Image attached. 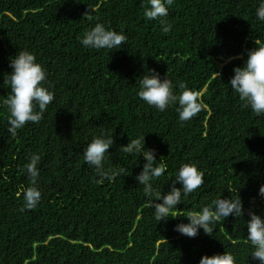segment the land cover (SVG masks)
<instances>
[{
  "label": "trees",
  "instance_id": "obj_1",
  "mask_svg": "<svg viewBox=\"0 0 264 264\" xmlns=\"http://www.w3.org/2000/svg\"><path fill=\"white\" fill-rule=\"evenodd\" d=\"M142 0H0V84L9 57L32 52L47 72L54 100L39 123L12 137L0 105V264H198L202 255H247L245 222L229 216L195 238L173 231L184 217L153 219L135 176L145 163L120 146L145 134V147L168 165L154 182L167 192L182 162L204 171V183L174 214L211 199L238 194L244 208L264 216V116L243 108L227 85L254 40L264 41L255 19L257 0H174L165 18L143 15ZM96 22L123 32L118 50L83 47L79 36ZM113 51V52H112ZM229 57H237L228 60ZM145 68L183 81L200 93L204 108L178 122L177 106L157 111L137 96ZM215 71L220 72V77ZM7 89L0 87V99ZM113 134L105 166L122 167L113 181L89 182L83 150L100 130ZM40 156L38 205L20 211L16 195L30 178L24 165ZM179 187V184L176 185ZM255 198V200H253ZM249 259H251L249 257Z\"/></svg>",
  "mask_w": 264,
  "mask_h": 264
},
{
  "label": "clouds",
  "instance_id": "obj_2",
  "mask_svg": "<svg viewBox=\"0 0 264 264\" xmlns=\"http://www.w3.org/2000/svg\"><path fill=\"white\" fill-rule=\"evenodd\" d=\"M173 2L174 0H142L143 15L149 21L159 20L161 30L167 33L171 25L165 18L168 16V7ZM255 19L264 24V0H257ZM77 39L83 47L97 51L118 50L127 41L122 31L118 32L101 22L88 27ZM245 57L240 66L233 67V75L227 85L238 96L243 108L261 117L264 116V41L254 40L253 47L245 50ZM236 58L229 57L228 60ZM9 67L11 71L4 74L0 84V87L7 89L4 98L0 99V105L7 112V132L15 137L18 130L27 123L40 122L54 100L55 93L47 82L46 70L29 50H17L15 55L9 57ZM215 72L220 77V72ZM136 94L140 100L159 112L177 106L178 122L181 125L197 116L204 108L199 92L189 88L183 81L173 83L166 75L161 78L155 69L145 68L139 77V90ZM145 135L128 141L120 149L130 155H139L145 162L135 180L142 186V192L153 210V219L157 224L167 222L169 218L184 217L187 222L177 223L173 231L188 238H195L201 230L205 235L213 236L214 226L218 221L226 220L229 216L243 219L246 214L248 219H243L247 242L244 264H264V216L252 209L246 210L238 190L235 197L232 194L229 197L221 195L211 199L208 204L200 205L196 210L175 215L174 210L178 209V204L183 203V198L204 183V171L194 162H182L175 175L168 177V180L171 179L169 190L158 191L154 182L165 175L168 165L156 159L154 149L145 147ZM114 142L113 134L101 129L98 134L92 135L85 146L83 160L93 170L90 183L100 185L106 180L111 182L126 171L122 167L105 166L106 154ZM39 162V154L31 153L24 165L30 184L20 185L17 189L16 195L22 200L20 211L35 208L41 199L37 186ZM257 196L264 199V184L259 185ZM240 259L236 253L224 250L222 253L202 255L198 264H240Z\"/></svg>",
  "mask_w": 264,
  "mask_h": 264
}]
</instances>
